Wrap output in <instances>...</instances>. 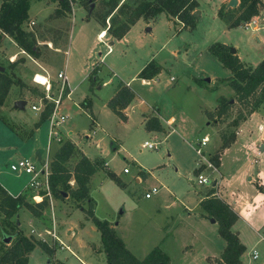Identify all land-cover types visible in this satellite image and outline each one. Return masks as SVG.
Listing matches in <instances>:
<instances>
[{
  "label": "rangeland",
  "instance_id": "374dc122",
  "mask_svg": "<svg viewBox=\"0 0 264 264\" xmlns=\"http://www.w3.org/2000/svg\"><path fill=\"white\" fill-rule=\"evenodd\" d=\"M92 1L94 6L90 11L89 0H72L68 15L61 19L58 29L55 28L54 33L48 28L43 30L52 41L58 39L62 44V52L55 57L48 53L45 57L54 63L53 67L48 65L45 69L56 74L64 68L67 59L66 86L71 90L70 96L63 93L60 98L59 112L67 118L59 126L61 140L52 142L48 160L51 161L66 140L74 142L87 157L94 158L98 169L88 184L89 197L94 200V214L100 219L117 222L126 246L138 258L156 245L169 256V264H217L216 257L226 242L219 234L217 222L201 215L200 195L198 198L195 195L197 191L211 187L198 184L197 173L202 172L214 180L215 170L203 165L194 173L200 156L194 147H201L206 158L216 156L222 144L221 134L226 140L233 133L236 136L242 121L235 125L234 120L239 114H247V107L238 102L226 80L230 71L209 53L208 47L214 42L224 43L236 48L237 55L246 65L257 64L264 57V0H261L258 15L235 27H228L217 13L219 8H232L230 0H197L198 7L194 11L198 10V14L193 27L184 26L176 18L161 13L153 20L138 19L122 38L112 43L107 39L112 38L109 34L106 38L99 36L100 40L93 42L95 30L102 27L98 17L106 7L105 0ZM28 11L38 23L30 25L27 18L22 27L39 36L38 24L52 11L51 4L46 0H32ZM88 13L92 14L87 16ZM61 28H64L62 33ZM36 43L40 52L45 53L44 46L47 45L37 40ZM107 45L111 48L109 52ZM2 46L0 63L18 81L0 105V116L16 129L14 131L0 118V183L12 194L23 191L28 201L35 202L26 188L30 176L11 170L10 165L24 157L35 160L36 146L44 149L40 157L45 156L51 111L36 128L35 123L48 104H52L53 109V100L60 95L61 83L52 76L48 79L46 71L39 67L40 62L28 52L18 53L20 47L14 40L6 41ZM16 52L18 55L13 57L15 62L10 66L13 62L10 57ZM151 61L159 65L160 70L152 79L142 81L137 74ZM94 66L99 70L92 84L87 76ZM38 74L47 77L49 89L46 82L37 81ZM120 81L128 82L136 92L137 99L129 104L127 111L128 121L120 120L106 104ZM219 96L231 98V107L226 116L216 121L207 112L215 109ZM84 98H90L97 123L92 122L87 110L82 109L80 103ZM20 99L26 101L23 110L13 106L14 101ZM32 105L39 107L38 110L32 109ZM143 113L149 116L157 113L164 129L147 131L141 122ZM258 116L264 120V104ZM169 117H173L172 127L166 124ZM204 135L209 141L206 146H201L197 142ZM145 141L155 143L156 148L142 147ZM220 153L217 154L219 157ZM77 159L78 155L73 156L67 166L72 169ZM212 164L217 166L213 160ZM140 170L146 171V177L136 182V176L142 174ZM75 187L76 184L70 185L63 198L52 193L55 213L69 207H88L87 200L77 203L70 196ZM153 187L158 192L145 197V192ZM46 201L41 217H35L25 209L13 216V221L21 223L15 229L36 240L48 235L53 214L49 200ZM14 232L0 214V253L10 244L5 238L10 237L11 241ZM92 232L87 236L91 240L90 246L102 245L99 232ZM254 241L246 245L241 256L244 264H262L264 261V241ZM254 248L259 254L255 260L251 258ZM67 254L57 248L49 255L36 245L29 254L28 264H48L51 257L61 259ZM70 261L79 264L74 259Z\"/></svg>",
  "mask_w": 264,
  "mask_h": 264
},
{
  "label": "trees",
  "instance_id": "16d2710c",
  "mask_svg": "<svg viewBox=\"0 0 264 264\" xmlns=\"http://www.w3.org/2000/svg\"><path fill=\"white\" fill-rule=\"evenodd\" d=\"M0 39L3 33L13 38L17 45L28 52L33 57H39L40 50L36 43L34 34L23 29L22 24L28 18V9L32 0H0ZM60 4V9L56 14L64 13L70 10L68 0H53ZM106 7L100 13L98 19L106 26V19L109 25L106 32L116 39L122 38L131 25L138 19L153 20L159 14L165 13L169 17H174L184 26L193 27L195 25L194 10L198 7L197 0H106ZM261 0H238V4L232 8H219L218 16L228 27H235L249 22L253 16L259 14ZM209 53L214 56L223 67L230 71L226 78L228 84L233 89L236 99L239 103L247 107V114H239L234 120V124L238 125L240 121L245 120L246 115H250L256 111L262 103H264V57L256 65H246L237 55L230 52V46L214 42L208 47ZM15 61L10 63L13 65ZM3 67V69H1ZM98 66H94L90 70L88 77L93 84L96 80ZM160 70V66L152 61L146 64L137 74L140 79H152ZM18 81L12 74L6 71V67L0 63V105H2L7 97L11 86ZM68 93V89H65ZM135 96L134 90L126 83L120 81L117 83L114 94L108 99V108L121 120H126L123 110L131 103ZM230 99L224 96L217 98V106L207 115L216 121L226 116L231 107ZM80 105L89 109L92 106L90 98H84ZM52 104L41 112L39 119L35 123V128L47 119ZM0 118L8 124L14 131L15 126L9 124L2 116ZM144 127L147 131H162L157 116L153 115L145 120ZM222 144L217 152L227 147L235 139V133L229 140L225 139V135L221 134ZM213 156L210 160L219 165V155ZM75 155L78 159L72 169L67 166V162ZM98 163L91 160L71 141H64L50 161L49 185L52 193L63 198V192L70 188L68 181L73 178L76 187L71 189L70 196L77 203L87 200L88 207L85 209L86 214L91 219L96 229L100 233V241L102 251L105 254L108 264H169V256L159 247L154 246L147 254L142 257H136L125 245L122 238L118 235L111 223L106 219H100L95 216L93 211L94 200L89 197V181L91 176L97 171ZM198 172L197 170L195 171ZM112 177L113 173H109ZM261 192L264 188L258 186ZM214 186H211L199 204L205 211V216L214 218L218 224V231L225 240L226 246L216 259L217 264H240L241 256L245 250L244 245L240 242L237 234L231 230V226L238 218V213L223 199L214 194ZM47 204L46 199L35 203L25 198L24 193L11 195L0 184V214L3 215L5 224L11 230H15L14 237L10 244L0 253V264H27L28 254L38 245L47 254L54 253V247L48 245L45 241L36 240L33 237L26 236L20 230H16L17 221H13L12 217L25 209L35 217H41L43 210ZM49 264H65L64 262L51 257Z\"/></svg>",
  "mask_w": 264,
  "mask_h": 264
},
{
  "label": "crops",
  "instance_id": "0c3cea01",
  "mask_svg": "<svg viewBox=\"0 0 264 264\" xmlns=\"http://www.w3.org/2000/svg\"><path fill=\"white\" fill-rule=\"evenodd\" d=\"M121 2L122 0H120V3ZM46 3L51 4L52 11L49 12V14L44 18L43 21L39 22L38 24L40 28L39 36H38V33L37 34L35 32L33 33L35 34L34 36L37 42L43 43V45H47V47L49 48L44 46L45 53L42 54L40 52L41 57L39 55V57H34V58L40 62V64L38 63L39 67H41L43 70L46 71L48 79H50L52 76V78L56 80L58 71H56V74H55V72L49 73V71L45 69L47 68L48 65H51L52 67L54 66V63L49 62V60L46 59L45 57L48 55V53L50 54V56H53V57H55V55H58V53H60L61 51L62 44L60 43L61 41H59L58 39H56V41H52L51 38H48L45 33L43 34V30L45 28H48V30L51 31L50 33L52 32L54 33V31H56L54 29L60 25L61 19L62 18L64 19L65 17H67L68 11H65L64 13H61L58 15L56 14V11L60 9V4H58L57 1H53V0H46ZM90 14L92 13H88L87 16H90ZM28 20H30V25L35 24V22L38 23L36 18L30 15L29 11H28ZM106 22H108V19H106ZM108 25H109V22L106 26L102 24L101 25L102 27L97 28L95 30L96 36L94 37L93 42L97 41L98 39L100 40V37L102 36L105 37L108 34L106 32V28ZM63 27H64V24H63ZM60 31L62 33V31H64V28H61ZM41 34H43V36H41ZM58 34L59 33H57L56 36ZM107 39L110 41V43H112L116 38L109 37ZM9 40L13 41L12 37L9 36L8 34L3 33L2 38L0 39V46H2L3 43H6V41H9ZM18 53L23 54L25 53V51L20 48V51ZM65 53H67V50L65 51ZM15 55L17 57L18 55L17 52L11 55L10 57L11 61H13L14 59L13 57ZM65 66H67V59L65 60L64 68L59 69V71L64 72L66 75V78H68L66 70H65ZM141 80L147 81V79H141ZM124 83L131 86L130 84H128V82H124ZM67 95L69 96L71 95V90L69 87H68ZM136 99L137 97H136V92H135V96L131 102L135 101ZM263 104L264 103H262L260 107ZM260 107L256 111L248 115L247 118L240 123L238 130L236 131V136H235L234 141L221 151L220 157H219V165L216 166L215 177L213 178L214 183L212 185L215 188L214 194L217 197L223 199L238 213V218L234 222V224L231 226V230L237 234L240 242L244 245L245 249H246V245L253 240H255L254 241L255 243L258 240L262 241L260 239L259 234L262 233V229L264 228V192H261L258 189V186H261L264 188V120H262L261 116H258ZM128 108H129V105L123 110V112L126 115V120H122V121H128L129 119V114L127 113ZM82 109H84L85 111L87 110V112L90 115V118L92 119V122L97 123V117L91 108L89 110V109H85L82 107ZM153 115L158 117L161 125L163 126L160 116L157 113L150 114V116H153ZM150 116L148 115V113L142 114L141 122L143 123V125L145 123V120ZM166 124L171 125L172 127L174 125L173 117H169L168 119H166ZM253 126H256V128H253ZM33 132H32V135H33ZM32 135L30 137H32ZM40 148L41 147L36 146V152ZM51 148H52V143H51ZM43 150L44 149L42 148L41 152H43ZM90 159L93 160L94 158H90ZM200 160L201 159L199 157L197 167L194 168V173H196L195 172L196 170L199 171L201 167L203 166L201 165ZM139 172H142V174L141 176L140 174L136 176L135 178L136 182H140L142 178L146 177L145 170H140ZM74 185L75 183L73 184V186ZM6 190L8 191L9 194L14 195L11 192H9L8 189ZM207 191L208 190L204 188L202 191H197V194L195 193L197 198L200 195L198 198V204L200 200L206 197ZM157 192H158V189H157ZM20 193H23V191L19 192L18 194ZM49 202H50L49 203L50 207L52 209L53 208V198H51ZM167 206L168 205H166V207ZM200 213L201 215L205 214V211L201 208ZM52 214L53 216H52V221H51V229H48L47 231L54 230L55 235L58 236L59 240L62 241L63 246L59 245L55 240H53L48 235L46 236L43 235L42 237L46 240L48 245H52L54 247V250L59 248L60 250L66 251L68 253L61 259L56 258V257L55 259H58L64 262L65 264H74L72 261H70L72 259L78 261L79 264H108L106 261L105 254L102 251V245H97L95 243L94 245L90 246L91 240H89V237L87 236L93 233L92 232L93 230L94 231L95 230L98 231V230L96 229L95 225L94 226L91 225L93 222L86 214L84 206H78V207L75 206V207H69L68 209H59V211H56V213L52 209ZM106 220H108L111 223V225L114 227L118 235L124 241L125 245H127L122 234L118 232L117 222L112 223V220H109V219H106ZM20 224L21 223L19 222V226ZM31 224H32V221H31ZM25 235L27 236V234ZM99 236H100V233H99ZM33 250L31 252H33ZM253 250H255V248ZM29 254H28V260H29ZM220 254L216 258H219ZM101 256L103 257L102 259H101ZM49 260L50 259H48V264H49ZM27 264H28V261H27Z\"/></svg>",
  "mask_w": 264,
  "mask_h": 264
},
{
  "label": "built area",
  "instance_id": "2783aa9c",
  "mask_svg": "<svg viewBox=\"0 0 264 264\" xmlns=\"http://www.w3.org/2000/svg\"><path fill=\"white\" fill-rule=\"evenodd\" d=\"M69 4H72V0H68ZM108 46L107 52H109L111 49ZM57 79L61 83V89H60V95L57 99L53 100L54 102V107L51 110V113L48 117L49 121V128H48V133H47V145L45 149V156L40 157V160L35 158V160L30 159L29 157H24L19 159V161L13 163L10 165L11 170L13 171H18L22 172L24 174L29 175V180L27 182V189L30 190V196L35 203H38L42 201L44 198L48 199L49 201L52 198V191L50 189L49 185V176H50V161L48 160L49 158V153L51 150V143L52 141L59 142L61 140L59 133V126L66 120L67 115L62 114L59 112V104L61 102L60 98H62V95L66 96L68 93H65V89L68 87L67 85V78L64 72L59 71L57 73ZM46 85L48 86V89L50 88L49 81L47 80ZM46 86V87H47ZM66 86V87H65ZM63 95V96H64ZM32 109L38 110L39 107L36 105L31 106ZM209 141V137L207 135L202 136L200 140L197 142L201 146H206V144ZM142 147H147L149 149L156 148V144L153 142H148L145 141L142 144ZM195 152L197 155H200V161L201 165H204V167L208 168H213L216 170V167L212 164V161L210 158H206V155L204 154V150L201 147H196ZM43 156V155H42ZM42 163V164H41ZM127 169L124 168V172H126ZM68 183L70 185H73L75 183L74 179L71 178ZM197 183L198 184H204V185H213L214 180H211L209 177L204 175L202 172L197 173ZM43 191V192H42ZM157 192V188L153 187L149 190H147L144 194L145 197H150L151 195L155 194ZM53 240H55L59 245L63 246L62 241L59 240V237L55 235L54 230H50L46 232ZM260 239L264 241V234L260 233L259 234ZM38 240L45 241L46 240L40 236ZM47 243V242H46ZM51 246V245H50ZM258 251L257 250H252L251 251V258L253 260L258 258ZM244 264V263H240ZM264 264V261L262 262Z\"/></svg>",
  "mask_w": 264,
  "mask_h": 264
},
{
  "label": "water",
  "instance_id": "95a60500",
  "mask_svg": "<svg viewBox=\"0 0 264 264\" xmlns=\"http://www.w3.org/2000/svg\"><path fill=\"white\" fill-rule=\"evenodd\" d=\"M90 2V11L92 10L93 6H94V2L92 0H89ZM237 5V0H230L229 1V6L231 7H235ZM193 14L196 16L198 14V10L194 11ZM150 28H147V30H149ZM230 52L231 53H236V48L234 47H230ZM1 69H3V67H1ZM232 101V100H231ZM26 105V101L25 100H15L13 106L17 109H21L23 110L25 108ZM42 149L40 148L37 152H36V156L37 159L39 160L40 158V153H41ZM63 196L66 197L67 196V192H63ZM212 222H215L214 218H211ZM5 242H10V237L5 238Z\"/></svg>",
  "mask_w": 264,
  "mask_h": 264
},
{
  "label": "bare ground",
  "instance_id": "6f19581e",
  "mask_svg": "<svg viewBox=\"0 0 264 264\" xmlns=\"http://www.w3.org/2000/svg\"><path fill=\"white\" fill-rule=\"evenodd\" d=\"M37 81H38V82H41V83H43V82H47V78H46V76H44V75H42V74H38V75H37Z\"/></svg>",
  "mask_w": 264,
  "mask_h": 264
}]
</instances>
